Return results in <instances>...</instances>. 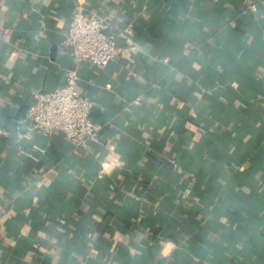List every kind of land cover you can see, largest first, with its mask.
Returning a JSON list of instances; mask_svg holds the SVG:
<instances>
[{"label":"crops","instance_id":"crops-1","mask_svg":"<svg viewBox=\"0 0 264 264\" xmlns=\"http://www.w3.org/2000/svg\"><path fill=\"white\" fill-rule=\"evenodd\" d=\"M79 1L137 45L80 64L86 147L4 114ZM0 264H264V0H0Z\"/></svg>","mask_w":264,"mask_h":264},{"label":"built area","instance_id":"built-area-1","mask_svg":"<svg viewBox=\"0 0 264 264\" xmlns=\"http://www.w3.org/2000/svg\"><path fill=\"white\" fill-rule=\"evenodd\" d=\"M251 7L257 9V3L252 2ZM112 26V21L88 11L82 2L76 4L64 37V45L74 66L67 69L64 84L51 90H32V101L27 111L29 130L44 134L60 132L79 147L88 146L90 138L100 131L101 125L90 115L95 101L78 89L79 68L84 61L106 65L121 52L136 48V43L118 42L111 31ZM128 31L122 30L121 34L126 36ZM36 147L44 150L40 145L36 144Z\"/></svg>","mask_w":264,"mask_h":264},{"label":"water","instance_id":"water-1","mask_svg":"<svg viewBox=\"0 0 264 264\" xmlns=\"http://www.w3.org/2000/svg\"><path fill=\"white\" fill-rule=\"evenodd\" d=\"M29 105L30 103H23L21 105L9 103V105H6L4 108V114L17 118H23L27 115Z\"/></svg>","mask_w":264,"mask_h":264}]
</instances>
